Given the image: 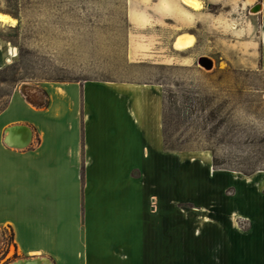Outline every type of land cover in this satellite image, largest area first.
<instances>
[{"label": "crops", "instance_id": "0c3cea01", "mask_svg": "<svg viewBox=\"0 0 264 264\" xmlns=\"http://www.w3.org/2000/svg\"><path fill=\"white\" fill-rule=\"evenodd\" d=\"M23 89L0 111V264H264V176L206 162L181 185L158 102H117L110 83Z\"/></svg>", "mask_w": 264, "mask_h": 264}, {"label": "rangeland", "instance_id": "374dc122", "mask_svg": "<svg viewBox=\"0 0 264 264\" xmlns=\"http://www.w3.org/2000/svg\"><path fill=\"white\" fill-rule=\"evenodd\" d=\"M199 1L0 0L15 20L0 23V111L23 85L116 84L117 102L159 103L181 185L206 162L229 178L264 176V0ZM182 34L195 44L179 53Z\"/></svg>", "mask_w": 264, "mask_h": 264}, {"label": "bare ground", "instance_id": "6f19581e", "mask_svg": "<svg viewBox=\"0 0 264 264\" xmlns=\"http://www.w3.org/2000/svg\"><path fill=\"white\" fill-rule=\"evenodd\" d=\"M181 2L186 7L190 8V9H192L194 11H199L201 9V2L199 0H181ZM0 23L14 25L15 24V20L12 19L7 14L0 12ZM194 44H195V40H194V38L191 35L182 34V35L178 36L173 41L172 47H173V50H175L176 52L184 53V52H187V51L191 50L194 47ZM15 52L16 51L12 52L11 54H13ZM24 88H25L24 89V91H25L26 89L29 88V86L28 85H24Z\"/></svg>", "mask_w": 264, "mask_h": 264}, {"label": "water", "instance_id": "95a60500", "mask_svg": "<svg viewBox=\"0 0 264 264\" xmlns=\"http://www.w3.org/2000/svg\"><path fill=\"white\" fill-rule=\"evenodd\" d=\"M199 64L204 67L206 70H211L212 69V62L206 58H201L199 60ZM24 87V85H23ZM41 260L39 259H34V260H29V259H24V260H18L16 263L13 262L12 264H40Z\"/></svg>", "mask_w": 264, "mask_h": 264}, {"label": "flooded vegetation", "instance_id": "af4514ba", "mask_svg": "<svg viewBox=\"0 0 264 264\" xmlns=\"http://www.w3.org/2000/svg\"><path fill=\"white\" fill-rule=\"evenodd\" d=\"M25 89V88H24ZM24 89H23V92H24ZM36 95H34V98H35ZM37 98V97H36Z\"/></svg>", "mask_w": 264, "mask_h": 264}]
</instances>
